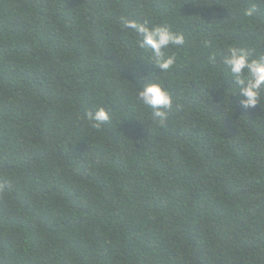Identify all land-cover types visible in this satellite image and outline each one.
<instances>
[{
	"label": "trees",
	"instance_id": "obj_1",
	"mask_svg": "<svg viewBox=\"0 0 264 264\" xmlns=\"http://www.w3.org/2000/svg\"><path fill=\"white\" fill-rule=\"evenodd\" d=\"M122 19L182 33L174 67ZM229 46L264 56L262 0H0V264H264V101L225 93Z\"/></svg>",
	"mask_w": 264,
	"mask_h": 264
},
{
	"label": "clouds",
	"instance_id": "obj_2",
	"mask_svg": "<svg viewBox=\"0 0 264 264\" xmlns=\"http://www.w3.org/2000/svg\"><path fill=\"white\" fill-rule=\"evenodd\" d=\"M264 2V0H262ZM257 7L243 10L244 17H252ZM122 28L131 29L137 35V45L140 49L150 52L149 64L164 72L170 71L177 57L168 54V49L184 45L185 38L182 33L174 32L168 25L148 26V22L138 23L134 20H123ZM205 46L210 42L205 41ZM215 61L216 57H211ZM222 63L232 77V88L225 89L226 94H236L244 108L261 106L264 101V56L253 58L252 51L248 48L229 46L222 57ZM147 77L141 79L146 80ZM138 101L152 110L156 123L163 127L168 120L169 113L173 110L174 97L161 82H146L137 92ZM109 112L104 107H98L87 113L90 126L96 129L110 120Z\"/></svg>",
	"mask_w": 264,
	"mask_h": 264
}]
</instances>
